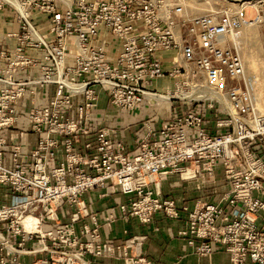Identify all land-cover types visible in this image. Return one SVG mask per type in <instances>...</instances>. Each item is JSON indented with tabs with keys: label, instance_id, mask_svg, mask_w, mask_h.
I'll use <instances>...</instances> for the list:
<instances>
[{
	"label": "built area",
	"instance_id": "built-area-1",
	"mask_svg": "<svg viewBox=\"0 0 264 264\" xmlns=\"http://www.w3.org/2000/svg\"><path fill=\"white\" fill-rule=\"evenodd\" d=\"M224 3L204 15L194 13L189 0H76L64 9L55 0H0V11L12 10L18 25L17 33L0 37V131L18 122L16 105L30 84L56 87L49 103L29 115L32 132L45 135L30 155L0 137V186L14 194L10 205L0 206V223H7L12 239L21 244L60 236L61 243L78 249V257L113 255L114 249L98 244L100 227L82 199L85 193L111 185L129 197L120 207L124 215L142 224H150L156 213L177 219L176 203L161 197V177L200 181L213 178L221 164L231 184L222 201L227 209L201 202L191 212L183 208L188 222L179 235L201 240L200 256H210L212 244H218L228 264H264V155L257 157L253 150L258 145L264 152V114L258 110L262 90L250 81L246 63L230 44L242 29L264 27V0ZM248 8L255 12L252 21L242 16ZM36 15L48 18L45 33L35 24ZM101 28L120 42L116 56L108 44L99 43ZM9 40H14L11 49L5 45ZM31 69L41 72L32 83L20 76ZM165 79L173 89H156ZM203 90L225 99L219 109L226 120L216 121L214 133L197 106L167 116L158 138L152 140L149 132L130 156L124 142L87 126L101 93L115 108L132 112L146 101L156 103L160 95L182 98L183 107H190L204 100L198 95ZM78 97L82 101L75 105ZM82 138L87 141L78 150ZM5 148L11 168L3 163ZM58 152L63 161L49 167ZM63 206L73 210L67 224L59 219ZM28 218L34 220L31 229L25 225ZM83 219L93 226L84 225L78 235L75 227ZM47 222L56 232L42 230ZM127 256V264H152L139 248Z\"/></svg>",
	"mask_w": 264,
	"mask_h": 264
},
{
	"label": "crops",
	"instance_id": "crops-1",
	"mask_svg": "<svg viewBox=\"0 0 264 264\" xmlns=\"http://www.w3.org/2000/svg\"><path fill=\"white\" fill-rule=\"evenodd\" d=\"M34 22L45 33L48 18L36 15ZM17 32L18 25L14 12L10 9L0 11V37ZM99 43L108 44L109 53L112 56H116L121 50L120 42L105 28L100 29ZM5 45L11 49L14 46V40L6 41ZM32 55L41 59L38 52L34 51ZM20 76L32 83L41 77V72L31 69ZM172 83L169 79L160 80L155 84V88L158 90H161V88L170 89ZM55 91L56 87L54 85L30 84L27 87L26 97L16 105L18 122L12 129L0 131V137L7 141L8 147L18 145L26 156L30 155L37 147L38 141L45 135L32 132L29 115L35 109H43L54 96ZM81 101V98H76L75 105H78ZM153 107L146 101L132 112L121 111L111 104L109 96L101 93L87 126L93 131L105 130L112 139L124 142L127 154L133 156L139 152L141 140L151 131L153 132L152 140H156L159 130L165 124L162 111L155 110ZM194 109L198 110V108L175 106L169 116L173 117L177 113L185 114ZM200 112L204 117L206 129L210 133H214L216 131L217 116H209L201 109ZM85 140L87 141V138H82L81 143L77 146L78 150L83 149L82 146ZM253 150L257 157H263L264 152L260 146L255 145ZM63 159V153L58 152L56 160L50 161L48 165L53 167L62 162ZM3 163L8 168L12 167L10 151L7 148L4 150ZM236 166L239 167V164H236ZM230 190L231 184L226 179L221 164H218L215 168L213 178L206 177L200 181H184L177 175L162 176L160 179L161 197L173 200L176 203L179 217L170 219L163 213H156L150 224H142L137 218L126 216L121 212L120 207L127 204L129 197L123 195L119 189L108 185L101 191L92 190L87 192L82 196V199L86 203L90 214L97 219L100 227L101 238L98 244L102 247H111L114 249V254L84 256L82 264H127L126 255L132 256L138 248L152 264H228L229 256L222 245L212 244V254L203 257L198 254L197 250L201 240L181 237L179 233L186 230L188 222V213L183 208L191 212L196 203L201 202L221 203L227 209L226 204L222 201ZM13 196L14 194L10 188L0 186V206L10 205ZM72 213V209L63 206L59 211L60 223L67 224ZM110 216H112V220L108 223L107 218ZM86 224L93 226L90 219H83L76 224L75 231L78 235H80L81 228ZM54 226L53 223L47 222L42 226V230L45 232L50 231ZM1 230L3 233L4 229ZM5 236L9 237L7 232ZM35 239L34 241L31 239L28 248L37 246L38 237H35ZM82 239L85 242H90V237ZM131 240H135V242L129 247ZM190 240L193 242L192 245Z\"/></svg>",
	"mask_w": 264,
	"mask_h": 264
},
{
	"label": "rangeland",
	"instance_id": "rangeland-1",
	"mask_svg": "<svg viewBox=\"0 0 264 264\" xmlns=\"http://www.w3.org/2000/svg\"><path fill=\"white\" fill-rule=\"evenodd\" d=\"M55 1L57 2V5L64 9L76 0ZM189 5L194 13L206 15L214 12L221 5H225V3L224 0H189ZM242 16L245 20L252 21L255 17V12L248 8L243 12ZM230 44L231 46H233V44L236 46L237 51L246 63L247 74L250 77V81L256 88L258 87L262 90V95L261 92L259 93L260 98H258V110L260 113L264 114V27L242 29L238 33L237 38L232 42L230 41ZM170 89H173V83L172 88ZM223 99L224 98L214 100L213 98H210L209 100H201L200 103L195 105L192 104L189 108L199 106V109L206 112L207 115H215L218 118L217 120H226V113L219 109L223 107L225 102V99ZM180 100L184 99L169 100V108L171 106V110H173L175 106H185ZM191 100L196 99L192 98ZM149 105L154 106L153 108L155 110L164 111L163 103L156 102ZM169 108L167 109V112L162 113L163 118L169 116ZM1 225H3V233ZM42 225L44 224L42 223ZM6 228L7 223H0V233L4 239V241L3 239L0 240V264H82L83 257H78L80 254V252L77 251L78 249L69 247V243L67 242L65 244L61 243L60 241L62 240L60 236H58V238L53 237V239H48L47 237L43 239L38 238L37 246L34 248H28V244L30 241H34L35 237L32 240L27 239L20 244L18 240L12 239V235H9L8 232L9 237L5 236ZM29 228L31 229V227ZM53 232H56V226L53 227ZM75 254L77 255V258H73V255ZM88 255L89 254H86L84 256Z\"/></svg>",
	"mask_w": 264,
	"mask_h": 264
},
{
	"label": "bare ground",
	"instance_id": "bare-ground-1",
	"mask_svg": "<svg viewBox=\"0 0 264 264\" xmlns=\"http://www.w3.org/2000/svg\"><path fill=\"white\" fill-rule=\"evenodd\" d=\"M66 1V0H65ZM69 3V2H68ZM237 37H235V39H236ZM162 90V89H161ZM198 95L201 97V99H204V100H209L211 97H210V93H208V92H205L204 90L203 91H201L200 93H198ZM198 95H196L195 97H197ZM175 96L174 95H169V96H166V95H160V96H158V97H156V99L155 100H157V103H163V110L164 111H162V113H164V112H167V109L169 108V100L171 99V98H174ZM191 98L192 97H186V99L187 100H191ZM216 99H220V97L219 96H216V98H214V100H216ZM224 100V99H223ZM161 111V110H160ZM25 224H26V226L29 228V227H31L32 228V226H33V224H34V220H32V219H30V218H28L26 221H25Z\"/></svg>",
	"mask_w": 264,
	"mask_h": 264
}]
</instances>
